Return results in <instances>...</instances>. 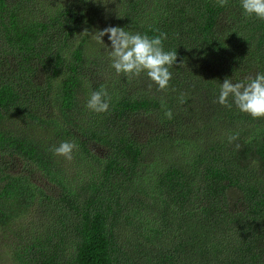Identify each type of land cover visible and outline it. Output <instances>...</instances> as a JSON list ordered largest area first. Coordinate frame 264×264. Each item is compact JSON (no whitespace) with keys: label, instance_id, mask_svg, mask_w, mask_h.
I'll return each instance as SVG.
<instances>
[{"label":"trees","instance_id":"1","mask_svg":"<svg viewBox=\"0 0 264 264\" xmlns=\"http://www.w3.org/2000/svg\"><path fill=\"white\" fill-rule=\"evenodd\" d=\"M108 26L167 34V90L116 73L95 38ZM257 73L264 20L240 0H0V249L12 264H264V118L216 102L225 78ZM64 141L71 160L51 151Z\"/></svg>","mask_w":264,"mask_h":264},{"label":"clouds","instance_id":"2","mask_svg":"<svg viewBox=\"0 0 264 264\" xmlns=\"http://www.w3.org/2000/svg\"><path fill=\"white\" fill-rule=\"evenodd\" d=\"M216 3L220 7H225L228 0H216ZM240 7L245 16H255L264 20V0H240ZM105 35L110 41V48L103 42L102 38ZM95 38L108 50L112 61L111 66L117 74L122 73L132 77L145 73L150 81L157 85L158 90L168 89L172 79L169 69L177 61V52L164 50L163 42L167 39L166 33L159 32L158 35L150 37L147 34L126 31L125 28L118 26H108L97 31ZM110 102L111 97L106 87L102 85L99 90L91 93L87 108L96 113L108 112ZM216 102L226 107H232L234 104L240 112L254 119L264 118V73H257L255 76L235 82L225 78L220 85ZM181 103H183L182 98ZM165 115L168 119L173 118L171 110H167ZM236 138L235 135L229 136V142ZM76 147L75 144L64 141L58 146H53L51 151L57 156L71 160Z\"/></svg>","mask_w":264,"mask_h":264},{"label":"rangeland","instance_id":"3","mask_svg":"<svg viewBox=\"0 0 264 264\" xmlns=\"http://www.w3.org/2000/svg\"><path fill=\"white\" fill-rule=\"evenodd\" d=\"M0 264H12L9 261V254L5 253V247L0 249Z\"/></svg>","mask_w":264,"mask_h":264}]
</instances>
